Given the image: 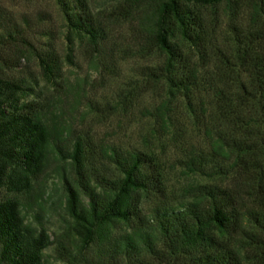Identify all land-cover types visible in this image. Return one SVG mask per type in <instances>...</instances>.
<instances>
[{"label":"trees","instance_id":"16d2710c","mask_svg":"<svg viewBox=\"0 0 264 264\" xmlns=\"http://www.w3.org/2000/svg\"><path fill=\"white\" fill-rule=\"evenodd\" d=\"M55 1L68 28L96 45L97 27L87 0ZM150 1L153 12L144 44L165 55L158 73L149 68L150 73L164 78L172 92L183 93L191 111L200 65L188 58L181 42L201 57L210 36L201 9L223 2H234L241 10L249 5L248 24H230L233 53L217 57V83L210 91L219 125L209 157L191 155L184 166L195 172L203 162H213V172L223 173L224 164L237 167L243 155L264 154V0ZM23 30L10 21L0 23V50L28 45L45 76L53 77L55 59L38 53ZM7 62L1 55L0 188L14 195L29 192L31 180L44 171L51 155L66 161L73 182L63 178L64 208L80 240L79 255L96 247L94 264H264L263 172L252 178L256 192H248L254 206L239 208L242 200L232 188L198 185L179 207L157 205L146 216L142 200L163 192L156 159L144 152L102 150L96 166L91 142L77 137L66 147L67 132L50 125L43 105L17 95L23 88L5 76L6 69L16 67ZM108 165L115 175L102 172ZM117 227L120 233L114 231ZM222 234L237 236V243L228 245ZM48 244L44 231L25 221L18 199L0 196V264H43L41 252Z\"/></svg>","mask_w":264,"mask_h":264},{"label":"rangeland","instance_id":"374dc122","mask_svg":"<svg viewBox=\"0 0 264 264\" xmlns=\"http://www.w3.org/2000/svg\"><path fill=\"white\" fill-rule=\"evenodd\" d=\"M87 2L97 27L96 45L68 28L55 0H0V23L19 25L34 49L44 56L48 53L57 63L54 76L47 77L28 45L0 50L9 67L16 65L6 69L5 76L21 85L23 90L17 93L21 100L43 105L50 125L67 132L63 138L66 147L77 137L91 142L96 166L102 150L152 155L161 168L163 192L142 200L140 207L146 216L157 205L179 207L198 185L232 188L242 200L239 208L254 206V195L248 192H256L253 176L264 173V154L243 155L244 162L233 168L222 164L223 173L213 172V162H203L202 169L195 172L184 166L191 155L209 157L219 125L210 91L217 83V57L233 53L230 24L247 25L249 5L241 10L234 2L229 6L223 2L201 9L210 35L201 57L181 42L188 58L200 65L197 86L191 90V111L183 93L172 92L164 78L150 73L149 68L158 73L165 61L162 52L144 44L152 2ZM102 172L116 174L110 165ZM64 177L73 182L69 165L51 155L44 171L31 180L29 192L14 195L0 188V196L16 197L25 221L44 231L49 244L41 252L43 264H94L96 247L86 250L84 256L78 254L80 240L64 208ZM119 228L114 231L120 233ZM220 238L230 246L237 243V236L222 234Z\"/></svg>","mask_w":264,"mask_h":264}]
</instances>
